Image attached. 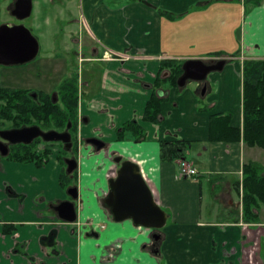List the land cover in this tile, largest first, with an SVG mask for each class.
Returning <instances> with one entry per match:
<instances>
[{"label": "crops", "instance_id": "0c3cea01", "mask_svg": "<svg viewBox=\"0 0 264 264\" xmlns=\"http://www.w3.org/2000/svg\"><path fill=\"white\" fill-rule=\"evenodd\" d=\"M195 2L209 10L197 15L191 9ZM83 5L80 16L97 42L134 54L131 60L102 65L92 60L86 66L79 111L88 123L81 126L82 136L100 138L107 147L80 148L79 226L49 207L67 199L57 149L40 168L0 156V264H163L164 259L165 264H264V205L258 222H245L242 188L246 164L257 165L264 176V149L243 138L210 140L213 114L231 112V126L243 128V62L264 59V0L248 10L243 0H83ZM155 5L179 16L164 18ZM197 31L206 35L201 45L191 40L190 33ZM177 49L197 50L181 54ZM197 58H224L226 64L187 88L189 81L182 93L168 88L161 124L142 121L160 62ZM204 97L212 107L201 111L198 102ZM133 118L146 129V140H119L117 128ZM178 139L191 142L184 158L193 163L196 176L177 179L179 159L162 157L161 141ZM126 150L134 152L127 158L139 165L168 216L159 253L152 251V231L131 219L115 221L104 205L114 156L125 158ZM205 183L213 198L209 218ZM5 226L15 230L6 234ZM53 232L52 243L45 242Z\"/></svg>", "mask_w": 264, "mask_h": 264}, {"label": "trees", "instance_id": "16d2710c", "mask_svg": "<svg viewBox=\"0 0 264 264\" xmlns=\"http://www.w3.org/2000/svg\"><path fill=\"white\" fill-rule=\"evenodd\" d=\"M249 7L258 6L262 0H244ZM185 60L164 59L160 62L157 78L150 85L153 93L148 100L142 121L161 124L164 114L161 105L168 100V88L175 87L183 91L185 86H180L178 80L183 74ZM189 82V81H188ZM187 82V83H188ZM60 101L44 102L40 97L34 99L27 91L5 87L0 83V117L13 123L15 126L31 124L34 121H46L65 128L69 121L77 120L79 97L77 80H67L59 92ZM202 100V99H201ZM199 100V109L206 111L212 106ZM201 103V105H200ZM243 128L231 126L233 114H213L210 123L211 141H238L241 138L250 146H259L264 149V59L247 58L243 62ZM119 140L131 139L135 142L145 141L147 132L141 121L133 118L117 128ZM191 142L184 139L161 141L163 159L173 160L185 156V150ZM49 151L41 154L32 151L29 146L18 152L10 159L19 162H35L39 167L47 162ZM63 158L62 156L60 157ZM63 164V160H61ZM61 171L60 183L62 187L76 184V174H67ZM71 179V182H70ZM243 219L245 222H258L260 207L264 205V176L255 164H246L243 171ZM14 226H5L6 234L12 233ZM162 233L161 239L162 240ZM54 234L45 238V242L52 243ZM159 250V249H157Z\"/></svg>", "mask_w": 264, "mask_h": 264}, {"label": "water", "instance_id": "95a60500", "mask_svg": "<svg viewBox=\"0 0 264 264\" xmlns=\"http://www.w3.org/2000/svg\"><path fill=\"white\" fill-rule=\"evenodd\" d=\"M33 0H16L12 14L18 20L30 17L33 11ZM40 44L24 23L0 25V65H18L32 61L38 55ZM226 59L207 62L203 59H188L183 64V74L178 80L180 86H185L189 80L204 81L215 71L223 70ZM84 122H88L85 118ZM0 136L13 143H31L36 137H43L46 141H63L67 148L71 147L69 132L56 130L43 131L39 126L21 127L9 130H0ZM101 148L104 142L98 139H89ZM3 155L7 154L5 145H0ZM119 159V158H118ZM67 173L71 174L77 168L75 159H66ZM110 191L105 203L111 208L114 220L121 222L131 219L136 226L159 230L167 223L166 211L156 202L155 197L138 164L132 161L122 162L117 176L110 179ZM68 193L77 198V189H69ZM60 218L67 222H74L77 218L73 202L64 201L56 207ZM156 239L159 238L155 235Z\"/></svg>", "mask_w": 264, "mask_h": 264}, {"label": "rangeland", "instance_id": "374dc122", "mask_svg": "<svg viewBox=\"0 0 264 264\" xmlns=\"http://www.w3.org/2000/svg\"><path fill=\"white\" fill-rule=\"evenodd\" d=\"M15 1L16 0H0V25L4 23H24L38 39L40 51L38 56L31 62L22 65L0 66L1 85L16 89L24 88L35 91H50L56 89L63 78L67 76L71 67L69 51L73 46L79 44L82 45L85 49L83 56L88 58L92 56L91 48L93 46L100 47L101 45L97 42L96 38L93 37L88 21H83V16H80L83 15L84 12L83 0H33L34 4L31 16L22 21H19L12 14ZM169 7L173 8V6ZM245 7L247 10L250 8L249 5H245ZM153 8L164 18L173 17L175 19L179 16V14H176V16L166 11L164 5H155ZM191 9L193 10L192 12H198L197 15H202L203 12L206 13L209 10V7L199 5L195 2ZM165 13H169L172 16H168ZM190 35L191 40L195 41V44L200 45L203 44L206 38V35L202 31L191 32ZM207 40L208 43L211 41L210 38H207ZM194 50L177 49L176 53L188 54L191 52L193 53ZM100 51L105 54L104 48H100ZM119 53L130 56L129 59L126 60H131L134 56V54L130 52L119 51ZM110 54L112 53L110 52ZM112 55L114 58H109L112 60L116 59L117 54ZM218 60L216 59L214 61ZM211 74L212 73H210L208 77H210ZM191 84H195L194 81H190L186 87H193L194 85ZM186 87L184 89H186ZM201 91H203V89H201ZM180 93H182V91H180ZM199 100L204 104L207 103L205 97L200 98ZM11 124L12 123L9 121H4L0 117V130L10 128ZM132 153L134 152L126 150L124 154L125 159L130 160L127 156L133 155ZM70 154L71 153L69 152L67 155L69 156ZM63 166L62 163V170L64 169ZM64 171L67 172V169ZM102 174L104 173H101L100 175ZM105 183L108 185V181H105ZM64 190L66 196H68V187H65ZM203 191V206L205 207L204 215L209 218L212 217L209 212L212 208L211 202H213V198L212 193H210L208 189L207 183H205ZM168 224H170V220L168 221ZM166 226L167 225L161 228V231H164ZM149 230L151 231V229ZM165 263L166 259L163 261V264Z\"/></svg>", "mask_w": 264, "mask_h": 264}, {"label": "flooded vegetation", "instance_id": "af4514ba", "mask_svg": "<svg viewBox=\"0 0 264 264\" xmlns=\"http://www.w3.org/2000/svg\"><path fill=\"white\" fill-rule=\"evenodd\" d=\"M19 21H22V20H19ZM100 44H101L100 47L99 46L98 47L97 46H93L91 48L92 56L88 57V58L83 56V52L85 51V49H84V47L82 45H80V44L79 45H75V46H73L71 48V50L69 51V57L71 59V67H70V69H69V71L67 73V76L65 78H63L61 83L58 85V87H57L58 89L56 88V89H52L50 91H43V90L35 91V90L24 89V88L21 89V90L27 91V93L29 95H31V97H33L34 99H37V98L40 99V97H41L44 100V102H48V101L51 100L54 103H58V101H60V97H61V94L59 93L60 90H61V86L67 80L74 81L76 79L77 80V84H78V97H79L78 115H77V120L76 121L75 120L69 121L65 128H62L59 125H56V124H53V123L47 124L46 121L42 120L41 122L34 121L31 124L22 125V126H15L12 123L10 128L5 129V130H9V129H15V128H21V127H29V126H35L36 125V126H39L45 132L46 131H50V130H56V131L61 132V133L69 132L70 135H71V144H72L69 149L67 148L66 143L63 142V141H46L41 136L36 137L31 143H23V142L13 143L11 141L3 139L0 136V145L3 144L7 148V154L3 155L2 152L0 151V156L2 158H5V159L11 160V161H15V160L10 159V157L13 156V155H16L18 152L22 151L25 146H29L32 151H35V152H37L39 154H41V152H44L46 150L49 151V155L47 157V162L43 166H45L48 163L49 158L54 153L55 149H57L56 158H57V160H58V162H59V164L61 166V171H62V162H61V160H63V162L65 163V164H63L64 165L63 167L65 168V170L67 169L66 159L71 158V159H75L77 161V168L71 173V175L76 174V177H77L76 178V184L72 183L70 185V187H68V190L76 188L77 189V193H78V197L77 198H73L67 191V195H68L66 197L67 199L62 200V201H58V202L49 203L50 209L53 210L54 212H56L57 214H58V211L56 210V207L58 205H60L64 201H71L75 205L76 213H77V217H78L77 208L80 205L79 200H78L79 199V177H78V172H79V156H80V153H81L80 152L81 146L82 145H90L96 151L105 150V148L107 147V143L104 140L100 139V138H97V137H94V136H91V137H85V136L83 137L82 136L81 126H82L83 123H88V122H84L85 117L83 118L82 115L80 114V111H79L80 110V102L82 100V89H83V86H84L83 84H85L84 83L85 82V77H86V71L85 70H86L87 64H89L92 60L93 61L94 60H98V61H101L100 64L102 65L104 63V61H110V60H112L110 58H114V56L112 54H117V57H116L117 60H121V61L126 60L123 57H121L122 53L119 54V52H113L104 43H100ZM100 48H104L105 54L102 51H100ZM39 51H40V48H39ZM110 52L112 54H110ZM106 53H107L108 57H107ZM38 54H39V52H38ZM86 61H90V62H86ZM29 62H31V61H29ZM18 65H22V64H18ZM0 66H14V65H0ZM94 77H95V79L99 80V78H101L102 75L100 76V73H97V75L94 76ZM189 81H192V80H189ZM2 120H4V119H2ZM4 121H7V120H4ZM89 139H98L99 141L104 142V145L101 148H98V146L96 144H94L92 142H89ZM128 140H130V139H128ZM135 143H139V142H135ZM69 152L71 154L68 156L67 154ZM61 156L63 157L62 159L60 158ZM181 159H186V158L183 157V158H180L179 160H181ZM124 161H132V162H134L131 159L130 160H126L121 155L114 156L115 170H114L113 175L109 177V182H110L111 178H114V177L117 176V171L119 170V168L122 165V162H124ZM15 162H19V161H15ZM21 163H34L37 167H39L35 162H21ZM43 166H40V167H43ZM60 175H61V172H60ZM109 182H108L109 190H108V192L105 193L103 200H104V205L112 213L111 208H109L107 206V204L105 203V199L107 198V196L109 194V191H110ZM60 185H61V183H60ZM63 189H64V187H63ZM58 217L60 218L59 214H58ZM60 219L63 220L62 218H60ZM63 221H65V220H63ZM75 222H77L78 226L80 225V222H78L77 218L74 221V223ZM71 223H73V222H71ZM140 227H143V226H140ZM148 229H150V228H148ZM151 231H152V246H151L152 247V251L156 252V253H159L160 252V249H159L160 242H159V240L161 239V229H159V230L151 229ZM52 234H54V236H55L54 232ZM155 235H158L159 238L156 239ZM157 249H159V250H157Z\"/></svg>", "mask_w": 264, "mask_h": 264}, {"label": "built area", "instance_id": "2783aa9c", "mask_svg": "<svg viewBox=\"0 0 264 264\" xmlns=\"http://www.w3.org/2000/svg\"><path fill=\"white\" fill-rule=\"evenodd\" d=\"M120 54V53H119ZM124 59H129L130 56L121 54ZM179 167L176 173L177 179H183L185 177H193L198 174L197 169L194 167L193 163L188 159H181L178 161Z\"/></svg>", "mask_w": 264, "mask_h": 264}]
</instances>
